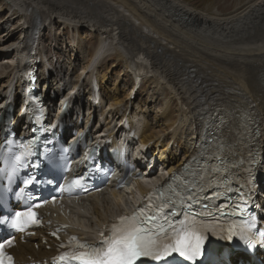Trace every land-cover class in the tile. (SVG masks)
Listing matches in <instances>:
<instances>
[{
	"label": "bare ground",
	"instance_id": "bare-ground-1",
	"mask_svg": "<svg viewBox=\"0 0 264 264\" xmlns=\"http://www.w3.org/2000/svg\"><path fill=\"white\" fill-rule=\"evenodd\" d=\"M231 3L230 9L223 10L214 0L202 8L186 0H0V116L5 113L2 105L8 87L17 75L13 56L18 45L26 42L30 20L36 19L42 28L36 67L50 68L53 76L48 80L41 71L38 78L48 81L49 88L60 97L55 106L58 116L62 101L69 99L78 109L87 107L89 111L76 127L89 124L92 104L89 98L83 101L80 92L90 88L88 82L80 83L85 74L87 81L97 78L103 101L111 107L99 137L120 132L123 118L131 123L138 119L144 125L139 142L150 148L153 170L143 169L147 176L146 181L137 183L139 193L191 159L203 138L202 122L207 114L219 123L254 122L260 133L258 145L264 151V0ZM84 28L88 32L83 37L80 32ZM66 29L77 34L73 46L62 44L58 38ZM48 34L53 38L49 45ZM89 35L98 38L95 47L91 44L86 48L89 41L93 43ZM51 48L56 53L61 51L64 59ZM66 49L74 53L73 59ZM45 55L49 67L40 63ZM52 55L56 59L50 62ZM140 57L149 62L153 75L144 80L131 100V72L140 69ZM113 60V68H121L125 77L119 79L117 88L108 86V62ZM145 93L148 99L142 100ZM72 94H76L74 99ZM152 103L156 104L155 114L147 107ZM78 201L67 206L71 213L69 232L85 239H93L98 227L135 203L130 187L119 191L107 188ZM38 234L45 236V231H38L11 250L18 262L47 260L54 255L53 241L45 237L51 247L46 250Z\"/></svg>",
	"mask_w": 264,
	"mask_h": 264
},
{
	"label": "snow or ice",
	"instance_id": "snow-or-ice-1",
	"mask_svg": "<svg viewBox=\"0 0 264 264\" xmlns=\"http://www.w3.org/2000/svg\"><path fill=\"white\" fill-rule=\"evenodd\" d=\"M30 155L32 152L28 148L21 155L16 156L17 167H22L24 158ZM192 176V180L185 182L183 193L173 190V195L179 198L181 204L185 203V194L188 201L195 202L198 198L197 190H203L199 182L203 176L199 173H192ZM175 178L174 176L173 179ZM31 182V178L26 181V183ZM73 183L78 184L79 181ZM160 195L164 194L160 193ZM39 206L36 205V207ZM156 207L157 212L170 207L172 214H176L177 204L169 197ZM190 207L191 204L188 205V208ZM208 214L211 215V213ZM190 217L191 214L185 210L183 220L174 223L165 217L163 222H160L159 216L145 215L144 210L140 209L129 216L119 217V220L110 226V234L99 245L85 243L73 245L70 241L68 247L71 250L64 252L57 259L61 264H137L141 258H150L155 262H167V258L176 253L195 264L204 251V233L209 225ZM35 223H38L35 213L31 207H28L25 211L15 212L10 227L23 231L29 224ZM101 235L105 234L102 232ZM259 236L264 241V233H259ZM231 238L229 236V239ZM242 239L249 246L254 244L251 237L242 236ZM3 247L4 245L0 244V250ZM64 247L65 245H61V248ZM10 260V256H5L0 251V264H6Z\"/></svg>",
	"mask_w": 264,
	"mask_h": 264
},
{
	"label": "rangeland",
	"instance_id": "rangeland-1",
	"mask_svg": "<svg viewBox=\"0 0 264 264\" xmlns=\"http://www.w3.org/2000/svg\"><path fill=\"white\" fill-rule=\"evenodd\" d=\"M187 2H189L190 4L192 3V5H194L195 7H200V8H202V7H204L205 5H207V4H209V2H211V1H213V0H186ZM216 3H218L219 5H220V7L223 9V10H228V9H230L231 8V6H232V3H231V1L232 0H214ZM229 4H230V6H229ZM225 8V9H224ZM0 19H1V17H0ZM59 27V26H58ZM55 31L56 32H59L58 30H57V28H55ZM55 31H53V33L55 32ZM82 32H80V36H85V34H87L86 33V31L88 32V30L86 29V28H84V29H82L81 30ZM61 32V31H60ZM51 33V32H50ZM52 33V34H53ZM65 34H63V35H58V38L61 40V43L63 44H66V45H75L74 44V37L76 38V40L78 39V37H77V34L75 33V32H73L72 33V31L70 30V29H66V31L64 32ZM75 33V34H74ZM83 33H85V34H83ZM2 34V33H1ZM1 34H0V36H1ZM61 36V37H60ZM63 36V37H62ZM90 37H92V36H90L89 35V39H91V40H93V43H91V41H89L87 44H86V48H87V46L88 47H90L91 46V44H94L93 46L95 47L97 44H98V38H94V39H92V38H90ZM47 39V38H46ZM52 35L51 34H48V41L46 42L48 45H49V43L52 41ZM64 41V42H63ZM88 44H90V45H88ZM51 45V44H50ZM72 45V46H73ZM58 46V45H57ZM72 46H71V48H72ZM52 48H54V46H52ZM51 48V49H52ZM70 48V49H71ZM51 49H49V51L50 52H52V50ZM70 49H66L65 50V52L68 54V56L71 58L72 57V59L75 57L74 56V53L72 52V51H69ZM53 52H54V54H60V59H64V55L62 54V52L61 51H59V52H55V49L53 50ZM53 54V53H52ZM53 56V55H52ZM54 60V58H52V60L51 61H53ZM59 60V59H58ZM115 60H113V61H109L108 62V67L110 68V72H109V76H111V78H110V80L112 81H110V84L108 85L110 88H117V87H119V81L121 80V79H125V77H123L122 75H121V73H123L122 71H121V68H113V65H114V62ZM115 69V70H114ZM114 71H115V75H114ZM111 72H112V74H111ZM114 75V76H113ZM119 77V78H118ZM120 79V80H119ZM116 82V83H115ZM116 84V85H115ZM118 84V85H117ZM116 87H115V86ZM127 87V86H126ZM120 88H122V85H120ZM129 88H130V86H129ZM143 96V97H142ZM142 96H141V99L142 100H146V99H148V96L146 95V93H145V95L144 94H142ZM150 103V102H149ZM156 104H154V103H152V104H147V107L148 108H150V109H152L153 111H154V114H155V112L157 111V109H156V106H155ZM177 105V103L175 102L174 103V108H176L175 106ZM159 106H162L161 105V102H160V104H159ZM153 113H152V116L154 115ZM144 170H147V168H144Z\"/></svg>",
	"mask_w": 264,
	"mask_h": 264
}]
</instances>
